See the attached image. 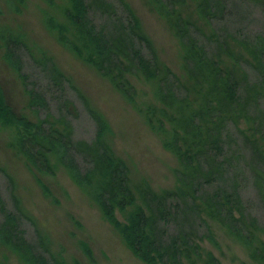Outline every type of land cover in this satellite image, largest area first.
Masks as SVG:
<instances>
[{"label": "trees", "instance_id": "16d2710c", "mask_svg": "<svg viewBox=\"0 0 264 264\" xmlns=\"http://www.w3.org/2000/svg\"><path fill=\"white\" fill-rule=\"evenodd\" d=\"M150 1L180 42L186 82L161 63L125 0H67L64 17L70 26L64 28L53 17L48 26L66 29V46L145 111L151 125L166 132L165 147L180 166L175 189L157 193L144 185L135 190L126 162L109 146V128L101 114L50 56L12 34L4 35L3 49L28 97V115L8 106L0 89V128L14 130L10 146L31 169L48 176L56 174L57 164L66 169L144 264H221L205 248L206 243L219 247L214 225L251 250V264H264V225L243 197L248 174L264 211V35L231 32L228 5L234 0ZM245 1L264 13V0ZM232 10L241 24L242 4L232 3ZM24 56L40 70L45 88L24 72ZM134 80L153 87L150 106L138 102ZM70 88L78 103L69 98ZM80 107L95 125L91 141L75 139ZM1 173L14 188L0 164ZM13 198L15 211H10L0 193V246L12 249L26 264H67ZM25 222L36 227L33 240ZM84 252L92 257L89 248Z\"/></svg>", "mask_w": 264, "mask_h": 264}, {"label": "rangeland", "instance_id": "374dc122", "mask_svg": "<svg viewBox=\"0 0 264 264\" xmlns=\"http://www.w3.org/2000/svg\"><path fill=\"white\" fill-rule=\"evenodd\" d=\"M237 1L243 8L244 19L241 24L232 17V3ZM125 2L132 7L143 31L154 43L161 63L168 66L183 82L188 81L184 51L170 23L161 17L150 0ZM232 3L228 5L231 32L243 30L248 36L264 35V13L261 7H255L245 0H234ZM67 6V0H53V4L46 0H24L23 5L16 0H0V89L5 102L18 115L28 113V97L21 81L9 66L3 49L4 35L12 34L24 39L34 51L45 52L50 56L59 70L101 114L108 124L109 146L118 158L126 162L130 182L135 190L144 185H149L157 193L175 189L178 185L176 171L180 166L177 157L165 147L166 132L151 125L145 111L135 108L95 68L78 58L66 46L62 38V32L66 33V29L62 31L48 26L49 17L55 18L63 27L69 25L64 17ZM22 61L24 72L30 76V80L38 88H45L47 81L32 60L24 56ZM134 84L138 89L140 105L150 106L153 91L151 84L145 85L136 80ZM68 96L74 103H78L74 89H69ZM74 124L76 140L94 139L95 125L82 107L79 119ZM241 128L247 126L243 124ZM13 139L14 130L0 128V164L14 184L13 188L6 174L1 173V196L8 210L15 211V195L23 212L49 240L54 254L62 256L67 264H144L132 253L121 234L107 221L89 194L75 183L66 169L57 164L54 176L31 169L27 161L11 148ZM244 178V201L252 216L263 226L261 197L250 175ZM118 217L124 220L120 213ZM36 227L30 222L23 225L31 240ZM213 228L218 236L219 247L214 248L206 243L205 248L213 252L221 264H251L249 248L224 228L218 225ZM261 238L264 240L263 235ZM85 247L91 250L92 257L85 254ZM0 264L26 263L12 249L0 246Z\"/></svg>", "mask_w": 264, "mask_h": 264}]
</instances>
